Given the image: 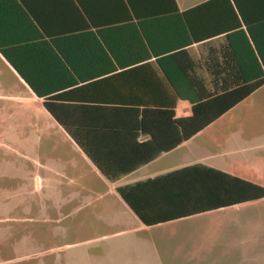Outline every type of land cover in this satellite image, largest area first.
Returning a JSON list of instances; mask_svg holds the SVG:
<instances>
[{
	"label": "crops",
	"instance_id": "1",
	"mask_svg": "<svg viewBox=\"0 0 264 264\" xmlns=\"http://www.w3.org/2000/svg\"><path fill=\"white\" fill-rule=\"evenodd\" d=\"M174 1L0 0L1 112L34 130L48 176L84 211L74 226L96 212L108 230L97 264H167L184 240H264V198L194 213L218 202L222 175L264 187V85L180 144L173 124L196 100L187 84L215 83L207 68L242 51L223 22L264 40V0ZM91 196L101 202L86 210Z\"/></svg>",
	"mask_w": 264,
	"mask_h": 264
},
{
	"label": "rangeland",
	"instance_id": "2",
	"mask_svg": "<svg viewBox=\"0 0 264 264\" xmlns=\"http://www.w3.org/2000/svg\"><path fill=\"white\" fill-rule=\"evenodd\" d=\"M1 111L0 264H97L106 243L99 239L108 230L98 226L96 212L89 226H74L84 211L71 213L74 204L48 176L34 130L18 128L16 118ZM88 199L86 210L101 202ZM184 241V247L173 242L180 246L167 253L175 251L167 264H264V240Z\"/></svg>",
	"mask_w": 264,
	"mask_h": 264
},
{
	"label": "trees",
	"instance_id": "3",
	"mask_svg": "<svg viewBox=\"0 0 264 264\" xmlns=\"http://www.w3.org/2000/svg\"><path fill=\"white\" fill-rule=\"evenodd\" d=\"M170 1L174 6V11H178L176 9L175 1ZM216 1L217 0H210L200 6H208ZM126 3H128L129 7L133 9V4L130 0H126ZM235 6L239 7L238 5ZM192 10L185 11L184 13H190ZM228 21L229 22H223V25L221 26L222 29L219 30H224V33L233 31L232 33L234 34L229 38L227 37V40H233V36L238 37L236 40L237 45H241L242 51H238L236 44L233 46L228 41V44H231L232 46L226 50L227 53L223 52V67L211 66L207 68L208 73L216 79L215 83L207 85L201 81V83L194 82L187 84V90L194 92L196 100L190 101L191 113L189 116L183 119H175L173 121L175 128H179L180 130V137L176 143L180 144L183 141L189 140L264 85V40L261 38L258 40L257 36L253 35L249 27L246 26L250 36L248 40L246 33L242 28V22L237 19ZM206 34L204 33L199 37L194 36L187 42V45L192 44V41H195L194 43H196L208 39V35ZM208 37L213 36L210 34ZM43 104L47 111L52 115L53 119H55V121H57V123H59L64 129H67L64 120L54 114L49 101L44 100ZM68 134L80 147H82L81 143L76 140L74 133L68 132ZM90 158L105 177L109 179L114 177V174L106 170V167L102 166V164L91 156ZM222 176L225 178L224 181H220L216 184L219 192L218 202L208 207L199 208L194 213L264 198V187L231 176Z\"/></svg>",
	"mask_w": 264,
	"mask_h": 264
}]
</instances>
